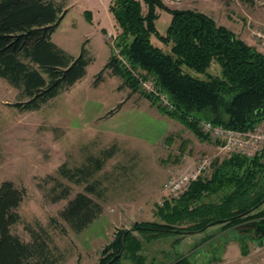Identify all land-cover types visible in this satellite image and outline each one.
<instances>
[{
    "label": "trees",
    "instance_id": "obj_1",
    "mask_svg": "<svg viewBox=\"0 0 264 264\" xmlns=\"http://www.w3.org/2000/svg\"><path fill=\"white\" fill-rule=\"evenodd\" d=\"M158 10L172 16L165 35L156 28ZM110 11L121 30L115 45L127 63L112 50L98 80L109 70L124 81V86L145 95L163 115L181 123L201 141L208 138L197 119L241 132L264 121V54L256 47L211 17L192 10H173L162 0H114ZM65 15L55 0H0V79L20 92L21 101L13 105L20 112L40 110L80 82L93 62L85 49L73 57L53 42ZM154 39L161 44L156 45ZM127 66L138 71L139 79ZM215 66L219 71L215 68L218 72L213 73ZM142 81L154 83L174 110L161 107L153 94L143 90ZM177 138L181 139L179 163L190 151V143L180 135ZM176 140L171 136L167 144L173 146ZM112 157L110 151L104 161ZM104 161L90 157L89 166L76 168L74 173L61 169L63 177L84 186V193L68 202L59 214L61 222L51 221L54 230L66 235L67 225L80 234L103 214V206L90 197L101 193L89 179L103 168ZM213 164L216 172L211 183L197 181L180 201L165 200L159 205V216L165 223H139L132 230L119 231L105 252L119 251L104 264H119L125 246L137 243L133 232L160 238L196 234L219 224L224 229H239L264 219V150L253 159L235 155ZM58 185L62 189L53 195V201L69 199L70 188ZM226 188L230 192L220 203L199 205L209 194ZM24 198L25 192L12 182L0 185V264H58L61 259L54 255L46 229L30 230L31 243L13 233ZM190 203L199 206L190 209ZM262 239L253 236V240Z\"/></svg>",
    "mask_w": 264,
    "mask_h": 264
},
{
    "label": "rangeland",
    "instance_id": "obj_2",
    "mask_svg": "<svg viewBox=\"0 0 264 264\" xmlns=\"http://www.w3.org/2000/svg\"><path fill=\"white\" fill-rule=\"evenodd\" d=\"M113 1L55 0L66 15L53 35V42L73 57L85 49L93 59L86 76L72 88L38 111L20 112L13 107L21 101L20 92L0 79V185L12 182L25 192L18 209L20 221L13 227V233L31 243L30 230L46 229L54 255L61 259L58 264L106 263L110 255L119 251L105 252L119 231L132 230L139 223H165L158 212L160 202L180 201L191 187L178 198H169L163 192V185L171 176L180 175L194 164L184 157L177 163L181 141L176 140L173 146L167 143L148 145L101 134V105L106 115L110 109L116 111L125 100L155 107L145 95L124 86V81L109 70L103 73L102 79L97 78L113 50L109 34L118 37L121 33L110 11ZM162 2L173 10H192L213 18L219 26L233 31L242 40L248 39L264 54L254 38L255 31L264 33V0ZM142 5L147 13V6ZM158 13L156 28L165 35L172 16L160 10ZM154 43L161 44L157 39ZM215 68L219 71L215 66L211 72H218ZM197 120H200L198 124L202 121ZM201 132L217 148V144ZM187 134L189 143H195L192 132ZM177 136L172 135L176 139ZM190 147L199 154L196 145ZM110 151L113 157L104 161L105 154ZM207 155L213 157L214 162L223 163L235 157L219 154L218 150ZM90 157L104 161L103 168L89 179V184L95 185L96 191L101 193V196L90 197L103 206V214L80 234L66 225L68 232L63 235L53 229L51 221L61 222L59 214L77 194L84 193V186L63 177L61 169L74 173L76 168L89 166ZM213 165L199 181L212 182L216 172ZM58 184L70 188L69 199L53 201V195L62 189ZM229 192L226 188L209 194L199 205L218 204ZM199 205L190 203V209ZM224 227L219 224L196 234L160 238L133 232L137 243L125 246L119 264H264V248L258 249L262 240H253L252 235L240 232L246 227Z\"/></svg>",
    "mask_w": 264,
    "mask_h": 264
},
{
    "label": "built area",
    "instance_id": "obj_3",
    "mask_svg": "<svg viewBox=\"0 0 264 264\" xmlns=\"http://www.w3.org/2000/svg\"><path fill=\"white\" fill-rule=\"evenodd\" d=\"M109 38L112 40V48L115 55L120 59V61L127 63L121 56L120 50L115 45L117 37L113 34H109ZM254 38L258 40L264 50V33L257 30L254 33ZM127 67L130 69L132 74L138 78V71L133 70L129 66ZM141 84L142 88L148 94H153L158 99L161 107L174 110V106L170 100L165 96V94L156 89L154 83L142 81ZM200 128L217 144L219 154L224 153L227 155H240L248 159H253L264 150V121L257 125L254 129L245 132L227 129L205 120L200 122ZM213 163V157L209 155L203 156L198 159L192 167H188L180 175L171 176L164 183L163 192L169 198L180 197L193 183L199 181L208 172ZM164 202L165 200L161 201L159 205L163 206ZM261 248H264V237L258 249Z\"/></svg>",
    "mask_w": 264,
    "mask_h": 264
},
{
    "label": "crops",
    "instance_id": "obj_4",
    "mask_svg": "<svg viewBox=\"0 0 264 264\" xmlns=\"http://www.w3.org/2000/svg\"><path fill=\"white\" fill-rule=\"evenodd\" d=\"M245 42L253 45L252 42H248V39ZM119 106L118 110L106 117L103 106L101 105V134L111 136L114 139L121 138L123 140H131L148 145L167 143V139L175 134L180 135L186 140H190V138L185 137V135H188L187 133L191 132L190 130L186 129L178 121L163 115L158 108L148 103L139 105L135 101L125 100ZM113 110L110 109L107 113ZM194 137L195 143L190 145H196L199 154H197V150L196 152L190 150V147V151L187 152L188 154L183 156L193 161L192 163H195L198 158L207 155V153L217 151L212 141H201L195 135ZM177 140L181 141L178 138Z\"/></svg>",
    "mask_w": 264,
    "mask_h": 264
},
{
    "label": "water",
    "instance_id": "obj_5",
    "mask_svg": "<svg viewBox=\"0 0 264 264\" xmlns=\"http://www.w3.org/2000/svg\"><path fill=\"white\" fill-rule=\"evenodd\" d=\"M242 231L255 238L264 237V219L247 224L244 230H240Z\"/></svg>",
    "mask_w": 264,
    "mask_h": 264
}]
</instances>
